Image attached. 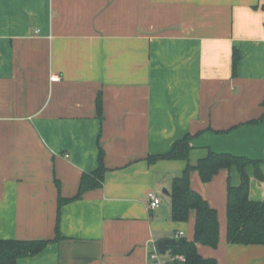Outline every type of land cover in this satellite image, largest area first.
Instances as JSON below:
<instances>
[{
	"label": "crops",
	"instance_id": "crops-1",
	"mask_svg": "<svg viewBox=\"0 0 264 264\" xmlns=\"http://www.w3.org/2000/svg\"><path fill=\"white\" fill-rule=\"evenodd\" d=\"M263 5L0 0V240H54L59 197L78 195L101 150L107 170L101 188L60 208L62 238L17 264H149L153 243L194 239V211L172 219V183L187 162L148 159L191 134L192 165L210 151L264 161ZM229 176L191 173L220 224L218 248L198 253L264 264V245L227 242ZM251 198L264 202V181L252 178Z\"/></svg>",
	"mask_w": 264,
	"mask_h": 264
},
{
	"label": "trees",
	"instance_id": "trees-1",
	"mask_svg": "<svg viewBox=\"0 0 264 264\" xmlns=\"http://www.w3.org/2000/svg\"><path fill=\"white\" fill-rule=\"evenodd\" d=\"M264 9V5L262 7ZM239 62L235 56L234 69ZM99 117L103 119V101L97 99ZM257 123V122H255ZM188 134L178 140L172 149L165 154L150 156L149 163L159 160H178L187 162L181 176L173 180L171 188L172 219L175 222H187L191 211L196 213L195 235L192 241L184 238L177 239V244L170 248V254L183 255L186 262L169 264H219L215 259L202 257L197 250L201 244L216 249L220 243V224L217 210L209 205L198 192L191 187V173L197 171L204 183L212 181L221 170H228L227 196V242L230 245H264V202L251 198L252 178L264 181L262 165L264 161L252 160L243 156L210 151L196 165L189 162L191 140ZM104 153L100 152V165L97 170L82 176L79 193L73 199L59 197V217L56 237L54 240H0V264H17L19 259L33 257L44 251L49 245L58 242L62 236L59 231L60 208L80 199L88 191L101 188L104 182L106 167L103 163ZM233 174H235L233 176ZM237 177L238 183L233 182Z\"/></svg>",
	"mask_w": 264,
	"mask_h": 264
},
{
	"label": "built area",
	"instance_id": "built-area-1",
	"mask_svg": "<svg viewBox=\"0 0 264 264\" xmlns=\"http://www.w3.org/2000/svg\"><path fill=\"white\" fill-rule=\"evenodd\" d=\"M149 209L155 210L161 205V198L155 193L150 192L148 195ZM182 234L177 235L176 240L181 238ZM162 254L160 253L157 243H153L149 252V264H169L174 262H186V258L183 255H169L168 261H162Z\"/></svg>",
	"mask_w": 264,
	"mask_h": 264
},
{
	"label": "water",
	"instance_id": "water-1",
	"mask_svg": "<svg viewBox=\"0 0 264 264\" xmlns=\"http://www.w3.org/2000/svg\"><path fill=\"white\" fill-rule=\"evenodd\" d=\"M165 194H169L167 190H164ZM177 244L176 239H165L157 243L158 249L162 255H166L172 246Z\"/></svg>",
	"mask_w": 264,
	"mask_h": 264
},
{
	"label": "rangeland",
	"instance_id": "rangeland-1",
	"mask_svg": "<svg viewBox=\"0 0 264 264\" xmlns=\"http://www.w3.org/2000/svg\"><path fill=\"white\" fill-rule=\"evenodd\" d=\"M169 254H170V251L166 254V255H162V259L164 258H168V256H169Z\"/></svg>",
	"mask_w": 264,
	"mask_h": 264
}]
</instances>
